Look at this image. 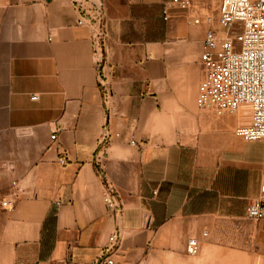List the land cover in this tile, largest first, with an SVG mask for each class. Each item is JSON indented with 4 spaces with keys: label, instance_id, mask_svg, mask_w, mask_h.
<instances>
[{
    "label": "crops",
    "instance_id": "1",
    "mask_svg": "<svg viewBox=\"0 0 264 264\" xmlns=\"http://www.w3.org/2000/svg\"><path fill=\"white\" fill-rule=\"evenodd\" d=\"M167 1L78 25L71 0H0V264H95L113 234L114 264H264V144L236 134L249 108L200 107L208 26Z\"/></svg>",
    "mask_w": 264,
    "mask_h": 264
},
{
    "label": "built area",
    "instance_id": "2",
    "mask_svg": "<svg viewBox=\"0 0 264 264\" xmlns=\"http://www.w3.org/2000/svg\"><path fill=\"white\" fill-rule=\"evenodd\" d=\"M71 1L79 16L78 25L94 24L102 20L105 0ZM173 8L188 12L191 8L190 0L165 2V20L169 19ZM187 17L192 25L208 26L201 54L204 78L199 92L200 107L212 111L218 117L235 115L243 107H249L250 122L237 127L236 134L248 142L264 143V0H219L216 25L212 24L213 18L210 15L195 12ZM100 39L98 33V46ZM37 97L32 96V99ZM57 133L58 130L53 132V140L57 138ZM15 193L12 192V195ZM103 199L109 212L116 213L120 220L121 203L115 193L110 189ZM13 204V198H0V209L9 208ZM247 212L253 220L264 219V169L260 195L251 201ZM109 239L112 245L105 249L95 264H114L112 251L117 235L113 234ZM187 251L191 255L198 254L197 238L188 240Z\"/></svg>",
    "mask_w": 264,
    "mask_h": 264
},
{
    "label": "rangeland",
    "instance_id": "3",
    "mask_svg": "<svg viewBox=\"0 0 264 264\" xmlns=\"http://www.w3.org/2000/svg\"><path fill=\"white\" fill-rule=\"evenodd\" d=\"M191 8L189 11L210 15L213 18V25L217 24L219 0H190ZM249 108V107H248ZM250 146L258 151L264 144L262 141H251ZM250 146H248L250 148Z\"/></svg>",
    "mask_w": 264,
    "mask_h": 264
},
{
    "label": "trees",
    "instance_id": "4",
    "mask_svg": "<svg viewBox=\"0 0 264 264\" xmlns=\"http://www.w3.org/2000/svg\"><path fill=\"white\" fill-rule=\"evenodd\" d=\"M50 219H51V217H50ZM49 219V220H50ZM49 220L46 222V224H45V228H47V226L49 225Z\"/></svg>",
    "mask_w": 264,
    "mask_h": 264
}]
</instances>
